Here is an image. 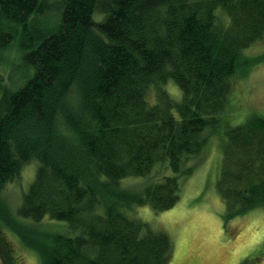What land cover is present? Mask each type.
Segmentation results:
<instances>
[{
	"label": "trees",
	"instance_id": "trees-1",
	"mask_svg": "<svg viewBox=\"0 0 264 264\" xmlns=\"http://www.w3.org/2000/svg\"><path fill=\"white\" fill-rule=\"evenodd\" d=\"M262 39L264 0H0V210L7 183L38 162L0 219L1 263L20 264L8 227L39 264H168L169 235L135 207L177 203L264 60L245 49ZM219 148L227 216L264 207V114L226 125ZM128 176L144 181L123 186ZM45 218L65 230L24 220Z\"/></svg>",
	"mask_w": 264,
	"mask_h": 264
},
{
	"label": "rangeland",
	"instance_id": "rangeland-1",
	"mask_svg": "<svg viewBox=\"0 0 264 264\" xmlns=\"http://www.w3.org/2000/svg\"><path fill=\"white\" fill-rule=\"evenodd\" d=\"M245 49H250L255 55L264 53V39ZM22 67L20 61H17L11 68L12 73H16L15 77L21 74ZM2 70L7 73L9 67L3 66ZM12 77L14 78V74ZM18 79L19 83L24 81L22 76ZM166 88L173 96L181 95L180 89L172 82H168ZM238 89L237 98L233 97L231 100L233 110L226 113L229 110V99L225 113L220 115V131L209 136L208 142L198 154V158L202 159L196 163L189 176L180 177V196L177 203L158 212L147 205L135 207L136 216L169 235L172 246L168 264H264V207L229 217L225 202L216 189L222 161L219 148L221 132L226 125L242 122L250 112L264 114V60L253 67L247 79L236 87L235 92ZM231 94L232 91L230 96ZM37 166L38 162L31 160L24 165L19 177L7 183L1 201L9 212L0 210V219L16 213L22 193L32 182ZM141 179L128 176L121 183L126 187H140ZM24 220L27 224L49 231L65 230L59 222L48 218L41 223ZM6 229L4 233L12 243L20 264H39L37 255L25 249L19 238L10 233L12 231L8 227Z\"/></svg>",
	"mask_w": 264,
	"mask_h": 264
}]
</instances>
